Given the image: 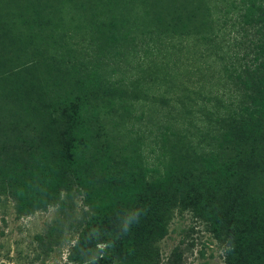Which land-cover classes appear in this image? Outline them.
I'll use <instances>...</instances> for the list:
<instances>
[{"label": "rangeland", "instance_id": "1", "mask_svg": "<svg viewBox=\"0 0 264 264\" xmlns=\"http://www.w3.org/2000/svg\"><path fill=\"white\" fill-rule=\"evenodd\" d=\"M122 1L126 0H94V10L89 12L91 15L85 12V19L73 15L75 9L67 6L68 15L52 16L47 18L48 23L40 20L41 27L13 23L4 15L6 11L0 3V23L8 25L11 31L6 28L7 34L15 39L12 45L6 40L0 41V264H128L127 260L119 259V250L103 253V245L92 246V233L85 232L89 224V207L83 199L86 189L85 186L77 188L73 180V172L82 165L84 158L79 155L80 161H75L77 166L71 152L65 151L61 158H56L62 147L51 152L55 138L59 140L65 133L68 142L76 124L83 122L82 127L88 129L89 134V151H84L85 156L100 150L103 154V161H100L104 165L107 160L113 165L120 163L116 173H121L122 167L132 163L126 156L136 149L134 139L149 144L160 127L155 125L160 116L165 118L169 134L175 132L176 126H185L181 121L186 116L185 110H197L199 105L198 109L203 108L207 94L214 90L211 85L221 81L222 75L218 73L222 74L224 65L200 64L202 44L196 40L188 52L183 43L177 44L174 49L177 61L169 58L168 66L156 74L165 52L145 47L144 43L150 39L146 29L148 18L139 10V3L128 1L125 5ZM208 1L213 21L219 19L220 13H225L223 33L230 44L236 46L241 42V28L246 27L241 25L244 12H241L240 0ZM254 3L263 4L261 0ZM41 28L43 35L35 37ZM250 30L247 27L246 31ZM75 34L80 36L79 42L73 39ZM166 69L170 70V75L164 74ZM163 75L168 78L163 79ZM260 76L264 88V62ZM155 77L158 78L156 84L165 85L152 87ZM171 79L174 86L170 84ZM191 82L194 85L189 89L198 90L201 95L186 96L181 84L189 86ZM133 83L138 89L133 90ZM130 85L133 92L119 91ZM146 88H150L149 92L164 93L162 97L169 99L163 105L162 114L159 105L164 102L159 101L158 96L145 93ZM170 88L176 91L167 95L165 91ZM48 92L56 100V106L51 109L53 117L48 121L53 123L50 135L47 134L48 122L40 127L36 123L37 115L30 112L38 96H46ZM192 98L196 100V107ZM213 106L207 107L214 110L220 107ZM127 108L134 121L126 125L129 130H122L128 138L113 133L111 125H107L108 117L119 116L118 113ZM147 116L154 120L150 121ZM140 117L139 121L135 120ZM105 122L106 127H102ZM169 141L163 147L164 152L168 151ZM236 145L234 142L228 144L235 156ZM106 153L112 157L105 161ZM40 154L44 155L43 159L39 158ZM152 159L151 162L156 163ZM29 160L38 164L42 179L41 185L34 187L32 192L17 182L18 168H23ZM52 171H56L54 176H60L61 180L52 178L54 181L47 183ZM218 173L226 180V172L222 174L218 169ZM216 174L208 177L214 179L212 185L220 184L214 178ZM138 178L135 174L111 189L98 186L95 192L91 190L95 195L91 196L90 209L96 207L111 213L127 208L133 195L141 189L155 191L149 185L152 180L142 187ZM236 186L228 176V182L221 189L214 187L208 195L198 197L197 202L184 203L181 201L184 196L179 194L178 203L167 212L161 237L152 245L149 261L152 258L164 264L171 251L177 248L181 264H241V248L248 240L256 238L254 232L262 226L259 217L262 213H256L259 223L251 225V230L248 224H241V189ZM68 188L69 208H63L59 202ZM255 240L260 241L261 237ZM254 249L257 254L255 250L248 251L249 264H264V254Z\"/></svg>", "mask_w": 264, "mask_h": 264}, {"label": "trees", "instance_id": "2", "mask_svg": "<svg viewBox=\"0 0 264 264\" xmlns=\"http://www.w3.org/2000/svg\"><path fill=\"white\" fill-rule=\"evenodd\" d=\"M50 1L0 0V3L6 11L4 15L10 17L13 23L24 22L29 27L33 25L41 27L40 20L47 22V18L50 19L58 14L68 15L67 6L75 9L73 15H80L83 19L86 18L85 12H92L95 7L92 3L94 0H52L53 3ZM128 1L139 3V10L144 17L148 18L146 29L150 39L148 43H144L145 47L149 50L156 48L165 52L156 74L168 66L169 58L174 59L172 62L177 61L174 50L177 44L183 43L188 52L194 47L195 40L202 44L200 60H198L200 64L219 63L224 65V71L222 74L218 73L222 75L221 81L211 85L214 90L211 94H207L209 96L202 104L203 108L198 109L199 105L197 110H185L186 116L181 119L185 122V126L180 124L175 127V132L169 134V130L165 127V118L160 116L155 123L160 127L156 130L157 134L153 133L154 137L149 144H144L138 138L134 139L136 149L131 152V155L126 156L132 160V163L125 168L122 167L123 169L119 171L121 173H116V167L119 170L120 163L113 165L107 160L112 157L110 153L105 154L106 165L100 161H103L100 150L85 156L84 151L86 149L87 152L89 151L87 148L89 134L88 129L82 127L83 122L76 124V130L74 134H71L68 142L65 141V133L59 140L55 138L51 152L55 148L62 147V150L57 151L56 158H61L65 151L71 152L74 163L77 159L80 161L79 155L84 158L82 165L73 172V180L77 188L85 186L84 189H86L83 199L84 204L89 207L87 210L89 224L85 227V232L92 233V246H104L103 253L119 250L118 256L122 262L127 260L128 264H146L149 261L153 243L164 231L167 212L178 203V195L184 196L181 200L184 203L192 200L197 202L198 197L208 195L214 187L221 189L222 185L228 182L229 176L237 185L236 187L241 189V224H248L251 230V225L259 223L256 213H262V215L258 214L262 226L254 232L256 238L261 237V240L257 242L256 238L251 242L248 240L246 246L241 248V264H249L248 251L255 250L257 254L254 248H258L264 254V88L262 76H260L264 62V0H261L263 4L259 6L254 3L255 0L239 1L241 12H244V15H241V25L246 27L241 28V42L236 43V46L230 44L223 33L225 13H220L219 19L213 21L210 17L208 0H126L122 2L126 5ZM247 27L251 30L246 31ZM6 28L11 31L8 25L0 23V41L6 40L12 45L15 39L7 34ZM41 30L42 28L35 37L43 35ZM73 37L76 42L81 40L76 34ZM50 38H52L51 34ZM180 50L181 48L178 49L179 52ZM164 74L170 75V70L166 69ZM165 78L168 77L163 75V79ZM157 81V77L153 78L151 86L160 88L165 85L156 84ZM170 82L164 81L171 86L175 85L172 79ZM193 83H189V86L181 84L182 88L186 89V96H193L196 93L198 96L201 95L198 90L196 92L195 89H189ZM130 86L119 91L127 94L132 90V85ZM173 88L165 93L169 95L172 91H176ZM136 89L138 85L133 83V90ZM148 89L146 88L145 93L149 92ZM209 92L210 90L207 93ZM49 94L48 92L46 96H38L30 112L34 111L37 115L36 123L40 127L49 125L47 134L50 135L53 123L48 121L53 117L51 109L56 106V100H53V96L50 97ZM149 94L158 96V100L164 102L159 105V113L162 114L163 105L169 99L162 97L165 96L164 93H155L151 90ZM191 102L193 106H197L193 98ZM210 105L220 107L214 110L212 107L211 109L207 107ZM219 108L224 111L221 113ZM118 114L119 116L112 119L108 117L107 125H111L113 133L126 137L122 130L124 128L126 131L129 130L126 125L133 120L129 117L128 108ZM141 118L135 120L139 121ZM147 118L150 121L154 120L150 116ZM105 125L106 122L102 123V127H106ZM171 137L173 140L169 141ZM168 141L170 146L168 151L164 152L163 147ZM229 142L237 144L234 148L237 156L229 151ZM39 158L43 159L44 155L40 154ZM151 159L156 163H152ZM38 169V164L33 160L25 163L23 168H18V185L31 192L34 187L41 185L42 179ZM218 169L219 172L222 171V174L223 172L228 174L227 181L218 173ZM77 171L84 175L78 174ZM56 174V171L54 173L52 171L47 177V183L54 180L60 181L61 177L54 176ZM135 174L138 175L139 185L142 187L149 183L148 180H152L149 185L153 186L155 191L141 189L140 193L133 195L127 208H118L111 213L96 207L90 209V203L93 200L91 196L95 195H92L91 190L95 192L98 186L111 189L122 184L124 178H131ZM212 174H216L214 178L219 180V185H212L214 179L208 178ZM204 175L207 177H203ZM69 191L70 188L59 202L63 208H69L66 202L70 199ZM203 205L206 207L207 203L204 202ZM238 211L239 208H237ZM180 256V251L175 248L164 264H181ZM148 264H159V262L151 258Z\"/></svg>", "mask_w": 264, "mask_h": 264}]
</instances>
